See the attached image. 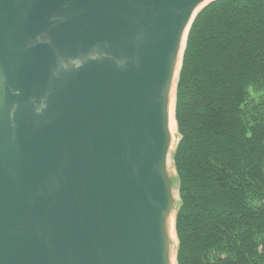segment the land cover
Returning a JSON list of instances; mask_svg holds the SVG:
<instances>
[{"label":"water","instance_id":"water-1","mask_svg":"<svg viewBox=\"0 0 264 264\" xmlns=\"http://www.w3.org/2000/svg\"><path fill=\"white\" fill-rule=\"evenodd\" d=\"M216 1L0 0V264H177L170 107Z\"/></svg>","mask_w":264,"mask_h":264},{"label":"trees","instance_id":"trees-1","mask_svg":"<svg viewBox=\"0 0 264 264\" xmlns=\"http://www.w3.org/2000/svg\"><path fill=\"white\" fill-rule=\"evenodd\" d=\"M175 119L177 264H264V0L197 15Z\"/></svg>","mask_w":264,"mask_h":264},{"label":"bare ground","instance_id":"bare-ground-1","mask_svg":"<svg viewBox=\"0 0 264 264\" xmlns=\"http://www.w3.org/2000/svg\"><path fill=\"white\" fill-rule=\"evenodd\" d=\"M175 91H176V85L173 90V99L170 107V121H169V131L171 134V139H172V145H171V153L175 150L176 144L178 142V131L176 127V123L174 121V103H175ZM170 158V157H169ZM169 167H171V170L174 175V170L172 166V158L169 159ZM169 235L170 239L172 242L173 249L176 248L178 242L176 238V233H175V227H174V220H171L170 225H169ZM172 264H175V253L172 255Z\"/></svg>","mask_w":264,"mask_h":264}]
</instances>
